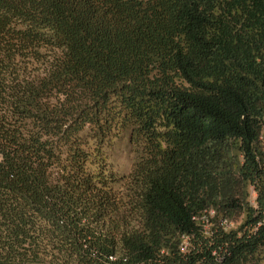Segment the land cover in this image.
<instances>
[{"label":"trees","instance_id":"16d2710c","mask_svg":"<svg viewBox=\"0 0 264 264\" xmlns=\"http://www.w3.org/2000/svg\"><path fill=\"white\" fill-rule=\"evenodd\" d=\"M0 264H264V0H0Z\"/></svg>","mask_w":264,"mask_h":264},{"label":"rangeland","instance_id":"374dc122","mask_svg":"<svg viewBox=\"0 0 264 264\" xmlns=\"http://www.w3.org/2000/svg\"><path fill=\"white\" fill-rule=\"evenodd\" d=\"M128 158H129V155L128 154H124L123 157L122 156L119 157V160L121 161V165L123 166V168L125 170L127 168H129ZM253 198H254V193L251 192V194H250V200L252 201Z\"/></svg>","mask_w":264,"mask_h":264}]
</instances>
